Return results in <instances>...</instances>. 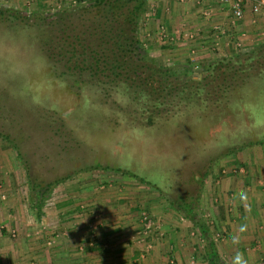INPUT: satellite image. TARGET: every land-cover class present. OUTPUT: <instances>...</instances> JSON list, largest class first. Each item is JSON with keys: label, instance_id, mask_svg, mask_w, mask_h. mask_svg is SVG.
Listing matches in <instances>:
<instances>
[{"label": "rangeland", "instance_id": "1", "mask_svg": "<svg viewBox=\"0 0 264 264\" xmlns=\"http://www.w3.org/2000/svg\"><path fill=\"white\" fill-rule=\"evenodd\" d=\"M81 4L0 0L5 13L0 15V132L8 136H0V194L18 193L23 208L28 204L30 237L41 236L48 225L44 215L31 211V181L40 185L66 175L70 178L44 202L47 212L73 197L95 216L98 208L92 203L125 191L144 197L138 205L157 224L153 209L169 210L166 196L176 200L173 209L183 207L190 213L189 206L195 205L202 213L206 193L213 192L214 180L227 174L229 164L264 159V57L258 62L254 56L246 65L245 81H237L219 102L168 99L163 109L147 111L138 107L139 99H131L133 93L124 83L104 90L88 70L80 74L84 83L77 80L80 66L89 56L97 61L104 50L89 42V28L62 22L48 28L47 23L64 9L79 17ZM150 26L142 20L139 37L149 58L160 66L190 62L200 66L197 78L205 62L222 57L215 53L198 61V55L179 53L162 37L164 32L160 38L149 36ZM94 165L109 169L89 168ZM248 165L244 176L249 169L259 170ZM208 197L211 200L212 194ZM17 238V230H11L8 239L16 243Z\"/></svg>", "mask_w": 264, "mask_h": 264}, {"label": "crops", "instance_id": "2", "mask_svg": "<svg viewBox=\"0 0 264 264\" xmlns=\"http://www.w3.org/2000/svg\"><path fill=\"white\" fill-rule=\"evenodd\" d=\"M233 2L149 0L142 20L155 23L149 36L160 38L164 32L176 51L205 61L215 53L231 55L264 43V7L255 12L256 0H244L243 16L237 17ZM256 163L248 162L259 170L249 169L246 176L248 164H229L235 173L229 169L220 173V181L215 178L212 197L206 193L205 208L200 206L204 211L192 206L195 219L183 207L173 209L176 200L166 196L170 208L154 206L160 224L150 234L143 232L138 205L144 197L132 192L92 203L98 208L95 216L73 197L56 204L60 207L53 213L43 207L42 220L48 225L38 237L27 233L33 219L21 196L0 194V264H264V159ZM238 169L239 175L232 176ZM11 230L18 232L16 243L8 239Z\"/></svg>", "mask_w": 264, "mask_h": 264}, {"label": "trees", "instance_id": "3", "mask_svg": "<svg viewBox=\"0 0 264 264\" xmlns=\"http://www.w3.org/2000/svg\"><path fill=\"white\" fill-rule=\"evenodd\" d=\"M79 1L82 3L80 8L82 14L79 17L76 16L74 10L64 9L58 11L55 20L47 23L48 28L59 26L61 22L70 25L79 24L82 28H89V42L93 43L96 49L104 50L101 57L95 59L97 61H93L94 58L90 59L92 57L89 56V62L80 63L82 65L78 70L80 73L77 80L84 83L80 74L88 70L89 77L104 90L106 85L111 87L124 83L126 88L128 87L133 93L134 97L131 99H139L138 103L142 105L138 107L147 111L156 112L163 109L162 105L168 104L165 102L168 99L172 102L187 100L200 103L211 99L212 103L219 102L221 96L230 92L237 81H245L249 75L245 68L250 60L255 56L259 62L264 57V43H260L256 47V52L254 49L236 51L231 55L205 62L201 72L195 78L196 69L200 66H194L188 62L173 67H163L149 58L142 39L139 37L143 15L150 7L149 0ZM4 14L0 10V15ZM53 41L54 37L48 43H53ZM148 122H152V116L149 117ZM0 136L8 137L2 132ZM89 168L109 169L108 166L103 167L102 165ZM69 178L70 175H66L44 184L40 183V185L38 181H31V206L37 216H42L44 202L54 188ZM140 181L145 183L146 180L141 178ZM189 210L191 212L187 214L188 217L195 219L193 207L189 206Z\"/></svg>", "mask_w": 264, "mask_h": 264}, {"label": "built area", "instance_id": "4", "mask_svg": "<svg viewBox=\"0 0 264 264\" xmlns=\"http://www.w3.org/2000/svg\"><path fill=\"white\" fill-rule=\"evenodd\" d=\"M244 0H234L233 7L234 13L237 17L243 16L242 4ZM261 7H264V0H256V3L253 7L255 12L260 11ZM142 222H143V232L145 234L151 233L153 230L155 231L158 225L153 221L151 216H148L146 212L142 213Z\"/></svg>", "mask_w": 264, "mask_h": 264}]
</instances>
